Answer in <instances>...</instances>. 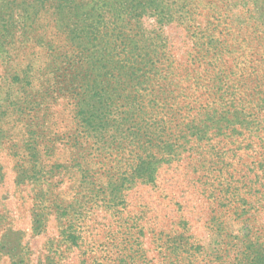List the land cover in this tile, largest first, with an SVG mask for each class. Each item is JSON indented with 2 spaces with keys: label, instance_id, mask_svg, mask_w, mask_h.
<instances>
[{
  "label": "rangeland",
  "instance_id": "1",
  "mask_svg": "<svg viewBox=\"0 0 264 264\" xmlns=\"http://www.w3.org/2000/svg\"><path fill=\"white\" fill-rule=\"evenodd\" d=\"M89 1L0 0V264H264V0Z\"/></svg>",
  "mask_w": 264,
  "mask_h": 264
},
{
  "label": "trees",
  "instance_id": "2",
  "mask_svg": "<svg viewBox=\"0 0 264 264\" xmlns=\"http://www.w3.org/2000/svg\"><path fill=\"white\" fill-rule=\"evenodd\" d=\"M62 0H59V2ZM64 2H72V0H63ZM95 0H90L89 2H93ZM129 1L130 3H133V0H124L122 4H126V2ZM76 3L81 4L79 1ZM88 4V3H87ZM96 4V3H95ZM133 7V6H132ZM131 7V8H132ZM103 6H97L92 7L93 14L90 15L89 19H92V22L88 21H82L79 20L77 22L72 21L70 25H68L70 28L78 27V30L72 29L70 32L75 33L73 36L70 34V39L74 40H82V39H88L87 44H84V41H80L78 45H76L82 55L81 60L83 63H87L89 65L88 72L86 75H92L93 70L96 68L99 70V74L97 75L98 78L102 77V72L100 71L101 66H103L104 61V54L103 49L104 45L108 43H116V40H113L112 38H107L106 35H100V29L101 25L103 23V19L100 18L101 15H99V12L102 11ZM76 16H80L79 10L76 11ZM70 15H74V11L69 12ZM87 19V18H84ZM67 25V24H66Z\"/></svg>",
  "mask_w": 264,
  "mask_h": 264
}]
</instances>
